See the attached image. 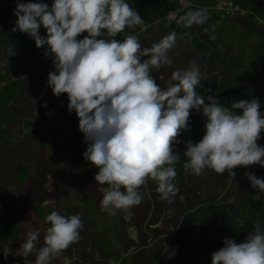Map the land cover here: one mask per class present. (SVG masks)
Wrapping results in <instances>:
<instances>
[{"label": "clouds", "instance_id": "1", "mask_svg": "<svg viewBox=\"0 0 264 264\" xmlns=\"http://www.w3.org/2000/svg\"><path fill=\"white\" fill-rule=\"evenodd\" d=\"M13 14L17 19L12 31L26 33L37 48L47 45L45 55L52 57L55 67L48 73L47 84L54 96L67 94L68 110L75 111L87 144L83 158L98 169L94 179L101 185L100 204L105 212L122 211L130 220L131 209L142 202L140 190L149 179L156 181L162 200L177 196L173 181L181 155L174 146L183 142L178 137L189 130L193 109L206 118L205 134L196 144L185 143L184 171L197 176L206 168L218 175L227 171L234 180L238 166L264 167V146L257 143L264 131L259 99L225 106L218 96L198 94L201 71L194 60L187 69L173 71L168 86L162 88L152 72L171 66L168 53L175 47L176 33L147 48L136 35L115 39L126 28L146 29L127 0H53L51 6L17 0ZM207 20L206 10L200 9L178 22L191 27ZM41 26L46 37L39 34ZM82 33L87 35L78 40ZM246 176L251 187L264 193V180L252 173ZM45 221L50 227L43 246L38 247L39 230L29 231L21 245L24 264H33L26 259L33 254L34 264H53L80 239L79 215L52 211ZM223 245L208 255L211 264H264V230L259 226L244 242L225 237ZM63 264H73V258L63 256Z\"/></svg>", "mask_w": 264, "mask_h": 264}, {"label": "rangeland", "instance_id": "2", "mask_svg": "<svg viewBox=\"0 0 264 264\" xmlns=\"http://www.w3.org/2000/svg\"><path fill=\"white\" fill-rule=\"evenodd\" d=\"M174 1L181 7L185 5L184 0ZM221 1L214 0L213 8L216 9L215 6ZM225 13L228 15L226 24H235L236 13ZM173 15L172 12L167 13L164 17L166 23L153 29L152 33L134 34L142 47H151L171 33L167 22ZM229 31V39L232 42L238 40L236 31ZM179 39L176 35L175 47L168 53L171 66L153 69L152 75L162 88L168 86L173 71L187 69L193 60L200 68L202 81L205 79L230 85L234 81L242 82L244 78L255 79L252 73L246 71L232 72L220 63L210 65L203 61L201 54ZM250 40H238L242 43L243 63L246 64L251 62L247 56ZM234 44L235 50L237 45ZM5 45L4 39L0 38V66L6 64L2 58ZM221 55L220 51L217 58ZM10 56L27 71H17L19 74L15 76L6 75L3 81L5 86L0 87L1 94L8 87V81L15 80L19 86L16 94L21 93L15 100L18 104H7L6 108L0 110V127L8 132L6 137L0 139V221L9 220L17 228L15 237L0 240V264H11L15 260L24 264L25 257L20 255L21 245L29 231L39 230L38 247L43 246V236L50 227L45 217L52 211L64 216L79 215L83 224L79 241L71 245L62 257L55 259L53 264H63V256L73 258V264H114L118 258L117 264H157L158 257L164 252L162 261L165 264H211L205 247L203 249L199 245L191 248L194 246L182 247L178 243H169L171 232L175 230L182 212L218 195L228 181L232 188L221 193L224 198L251 192L252 197L258 195L264 201L260 196L262 192L251 187L246 176V173H252L264 180V167L259 165L253 169L238 166L234 180L227 171L218 175L206 168L200 176L192 174L190 170L184 171V178L175 183L178 194L171 201L162 200L156 191L157 184L148 180L140 190L142 202L131 209L130 220L125 219L126 214L122 211L110 215L101 208L102 193L98 190L101 185L94 179L98 169L83 158L87 144L78 129L79 120L75 111L68 110L67 94L54 96L47 84L48 73L55 71L52 57H29L22 53H12ZM257 89L260 112L264 114V85L257 83ZM221 97L225 103L229 102L224 91ZM5 112L12 114L13 121L4 118ZM204 124V121H199L194 128L205 131ZM59 138L67 141V145L64 146L66 143L62 142L58 146ZM40 139L45 140L43 146L37 144ZM257 143L264 146V141L258 140ZM186 159L184 156V162ZM20 166L28 169V176L23 181L14 177L15 168ZM35 207L44 209L39 217L33 212ZM112 228L115 244L106 239ZM120 253L123 254L120 256ZM26 259L34 264L35 255Z\"/></svg>", "mask_w": 264, "mask_h": 264}, {"label": "trees", "instance_id": "3", "mask_svg": "<svg viewBox=\"0 0 264 264\" xmlns=\"http://www.w3.org/2000/svg\"><path fill=\"white\" fill-rule=\"evenodd\" d=\"M184 1L186 5L181 7L171 0H127L144 20L146 29L142 31L141 26L126 28L115 39L122 40L127 35L142 32L152 33L153 29L160 28L166 23L164 17L167 13L172 12L174 14L173 18L167 22L169 32H175L180 37L179 41L185 42L191 50L201 54L203 61L210 65L223 64L225 68L232 72L246 71L252 73L255 78L251 80L244 78L242 82L234 81L230 85L225 82L204 79L197 86L196 91L198 94L205 97L208 95L218 96L219 103L225 106H230L232 103L242 99L250 100L254 97L259 99L257 83L264 85V0H229L238 8L244 10L242 14L235 16V24H232V26L226 24L227 13L212 8L214 0ZM20 2L26 3L29 0H20ZM31 2H43L51 6L53 0H31ZM16 4L17 0H0V38H3L6 43L2 50V58L6 64L0 66V87L5 86L3 81H5L6 75L15 76L19 74L17 71H27V68L19 65V62L17 64L14 62L15 60L10 56L12 53H22L29 57H40L44 56L47 51V45L37 48L34 40L28 37L26 33H21L18 29L12 31L16 26L17 18L13 14ZM200 9L206 10L208 16L206 23L186 27L178 22L180 17L185 16L188 12ZM230 29L236 31V37L240 42L247 39L252 40H250L251 42L247 47L249 50L247 56L250 57L251 62L243 63L242 43L240 44L238 40H234V44L229 39L227 34ZM39 34L46 37L47 32L43 26L39 29ZM85 35L87 33H82L77 39H83ZM233 44L234 46L237 45L235 50L233 49ZM220 51L222 55L217 58V54ZM251 66L255 67L251 68ZM17 82L10 79L7 83L9 84L8 87L0 94V110L6 108L7 104H18V102L15 103L17 97L16 89L19 88ZM222 91L229 99L228 103L223 101L221 97ZM190 113L189 130L183 131L178 137L183 142L174 146L175 151L181 155L180 160L175 164L177 176L173 181L174 183L184 178L183 164L185 162L183 152L186 150L185 143L191 141L196 144L205 134V131L194 128V126L199 124V121L206 123V118L202 116L200 111L195 109L190 110ZM237 114H239V110H237ZM4 118L7 121H13V116L9 112H5ZM7 135V130L0 127V139ZM259 140L264 141V131L261 132ZM43 143H45V140L37 142L38 145H44ZM236 170L235 168L234 172ZM27 176L28 169L26 167L15 168L14 177L18 181L25 180ZM149 180L156 183V181ZM227 183H225L224 190L230 191L232 185L228 184L227 186ZM220 193L182 212L169 239V243H178L182 247L194 246L191 248L201 245L211 255V253L224 246L223 240L225 237L233 238L237 243H242L256 226L264 230V201L262 199L252 197L251 192H244L230 200L229 198H224L223 194ZM260 196L264 198V193H261ZM239 200H241L240 203L236 204ZM43 211L44 209L41 207L33 208L34 214L38 217ZM16 229L13 222L1 220L0 240L4 241L15 237ZM112 234H114L113 228L111 234L106 236L107 241L113 242ZM162 256L158 257L157 264H165L162 261ZM11 264H20V261L15 260Z\"/></svg>", "mask_w": 264, "mask_h": 264}, {"label": "built area", "instance_id": "4", "mask_svg": "<svg viewBox=\"0 0 264 264\" xmlns=\"http://www.w3.org/2000/svg\"><path fill=\"white\" fill-rule=\"evenodd\" d=\"M217 10H223L225 12L236 13V15L242 14L244 10L238 8L235 4L231 3L228 0H223L219 5L215 6Z\"/></svg>", "mask_w": 264, "mask_h": 264}, {"label": "flooded vegetation", "instance_id": "5", "mask_svg": "<svg viewBox=\"0 0 264 264\" xmlns=\"http://www.w3.org/2000/svg\"><path fill=\"white\" fill-rule=\"evenodd\" d=\"M257 166H259V165H250V167L253 168V169H255ZM222 192H224V189L222 190ZM222 192H221V193H222ZM221 193H220V194H221ZM235 197H236V196L232 195V197L229 198V199L231 200V199H234ZM227 199H228V198H227ZM120 254H123V253H120ZM116 260H117V259H116ZM118 261H119V258H118ZM118 261H117V263H118ZM117 263H116V261L114 262V264H117ZM102 264H105V263H102Z\"/></svg>", "mask_w": 264, "mask_h": 264}, {"label": "crops", "instance_id": "6", "mask_svg": "<svg viewBox=\"0 0 264 264\" xmlns=\"http://www.w3.org/2000/svg\"><path fill=\"white\" fill-rule=\"evenodd\" d=\"M19 93H20V92H19ZM19 93H18V94H16V95H17V97H18V96H20V94H21V93H20V94H19ZM17 97H16V98H17ZM12 105H13V104H12ZM41 140H44V139H40L39 141H41ZM39 141H38V142H39ZM62 142L66 143L64 146H66V145H67V141H63V140H61V139L59 138V141H58V146H59V145H61V143H62ZM43 144H45V143H43ZM40 146H43V145H40ZM64 146H63V147H64ZM70 146H71V145H70Z\"/></svg>", "mask_w": 264, "mask_h": 264}, {"label": "water", "instance_id": "7", "mask_svg": "<svg viewBox=\"0 0 264 264\" xmlns=\"http://www.w3.org/2000/svg\"><path fill=\"white\" fill-rule=\"evenodd\" d=\"M122 254H120V256H121Z\"/></svg>", "mask_w": 264, "mask_h": 264}]
</instances>
